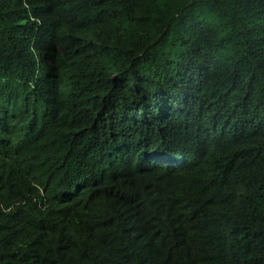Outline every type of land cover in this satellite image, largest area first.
Instances as JSON below:
<instances>
[{
  "label": "trees",
  "instance_id": "trees-1",
  "mask_svg": "<svg viewBox=\"0 0 264 264\" xmlns=\"http://www.w3.org/2000/svg\"><path fill=\"white\" fill-rule=\"evenodd\" d=\"M0 264H264V0H0Z\"/></svg>",
  "mask_w": 264,
  "mask_h": 264
}]
</instances>
